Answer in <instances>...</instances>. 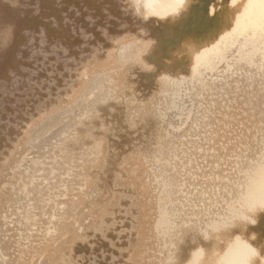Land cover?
I'll use <instances>...</instances> for the list:
<instances>
[{"label": "bare ground", "instance_id": "obj_1", "mask_svg": "<svg viewBox=\"0 0 264 264\" xmlns=\"http://www.w3.org/2000/svg\"><path fill=\"white\" fill-rule=\"evenodd\" d=\"M229 8L166 23L143 0H0V264L211 251L196 234L223 228L264 162L258 61L230 48L193 75L186 48H211ZM243 235L264 250V213Z\"/></svg>", "mask_w": 264, "mask_h": 264}, {"label": "snow or ice", "instance_id": "obj_2", "mask_svg": "<svg viewBox=\"0 0 264 264\" xmlns=\"http://www.w3.org/2000/svg\"><path fill=\"white\" fill-rule=\"evenodd\" d=\"M197 2L198 0H143V15L145 19L155 18L158 22H174L182 14L192 15L193 5ZM135 8L139 13L141 0H135ZM216 12L217 8L213 4L206 15L214 17ZM221 24L230 26V30H225L211 48L204 47L200 50L194 42L186 44L187 51L194 57L193 75L207 64L210 55L219 58L223 51L230 48H238L243 54L241 58L247 60L250 66H256L258 61L260 70L264 72V0H230V8L225 10ZM6 45L7 40L0 39V47ZM259 176L258 182L250 183L248 193L241 201L244 208L252 214L264 212V162L260 165ZM241 254L242 250L235 251V255Z\"/></svg>", "mask_w": 264, "mask_h": 264}, {"label": "clouds", "instance_id": "obj_3", "mask_svg": "<svg viewBox=\"0 0 264 264\" xmlns=\"http://www.w3.org/2000/svg\"><path fill=\"white\" fill-rule=\"evenodd\" d=\"M228 212L230 219L226 226L224 225L223 228L210 226L207 230L196 234V237L204 242L213 244L211 251L197 245L191 251L186 264H262L264 262V250L256 247L243 235L249 226L258 223L259 216L264 212L249 213L241 201L230 206ZM236 229L239 231L233 234ZM193 243H196V239ZM237 249L242 250L239 256L235 255Z\"/></svg>", "mask_w": 264, "mask_h": 264}]
</instances>
